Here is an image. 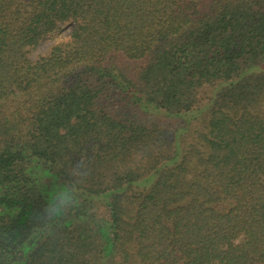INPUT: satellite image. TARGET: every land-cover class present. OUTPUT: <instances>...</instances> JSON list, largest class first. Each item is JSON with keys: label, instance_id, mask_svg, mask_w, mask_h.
Returning <instances> with one entry per match:
<instances>
[{"label": "trees", "instance_id": "16d2710c", "mask_svg": "<svg viewBox=\"0 0 264 264\" xmlns=\"http://www.w3.org/2000/svg\"><path fill=\"white\" fill-rule=\"evenodd\" d=\"M0 264H264V0H0Z\"/></svg>", "mask_w": 264, "mask_h": 264}, {"label": "clouds", "instance_id": "9594fccd", "mask_svg": "<svg viewBox=\"0 0 264 264\" xmlns=\"http://www.w3.org/2000/svg\"><path fill=\"white\" fill-rule=\"evenodd\" d=\"M89 175L87 162L69 166L67 182L52 192L44 207L40 209L39 215L45 224H50L55 228L80 210L83 204L81 189L87 182Z\"/></svg>", "mask_w": 264, "mask_h": 264}, {"label": "rangeland", "instance_id": "374dc122", "mask_svg": "<svg viewBox=\"0 0 264 264\" xmlns=\"http://www.w3.org/2000/svg\"><path fill=\"white\" fill-rule=\"evenodd\" d=\"M71 32L70 26H62L61 30L51 35L50 37L43 40L35 51L31 54L32 59H37L38 57L48 53L49 49L61 38H65Z\"/></svg>", "mask_w": 264, "mask_h": 264}]
</instances>
